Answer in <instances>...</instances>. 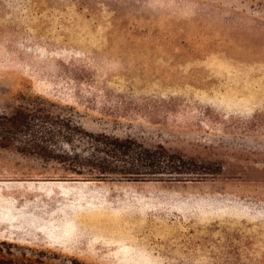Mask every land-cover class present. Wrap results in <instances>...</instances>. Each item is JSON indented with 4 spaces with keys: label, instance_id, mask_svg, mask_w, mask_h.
Returning <instances> with one entry per match:
<instances>
[{
    "label": "rangeland",
    "instance_id": "rangeland-1",
    "mask_svg": "<svg viewBox=\"0 0 264 264\" xmlns=\"http://www.w3.org/2000/svg\"><path fill=\"white\" fill-rule=\"evenodd\" d=\"M262 116L264 0H0V241L264 264ZM112 136L162 172L111 171Z\"/></svg>",
    "mask_w": 264,
    "mask_h": 264
},
{
    "label": "trees",
    "instance_id": "trees-1",
    "mask_svg": "<svg viewBox=\"0 0 264 264\" xmlns=\"http://www.w3.org/2000/svg\"><path fill=\"white\" fill-rule=\"evenodd\" d=\"M259 122L264 126V116ZM109 138V137H108ZM110 150L107 153L113 159L121 161L122 167L110 168L111 171H118L121 174L132 175H145V174H158L162 171L153 167V160L156 158L157 148L164 149L162 146L148 147L133 138L125 137L120 138L112 136ZM164 153L159 151L158 154ZM180 172V171H177ZM16 247L12 243L0 241V264H46V252L39 251L37 254L33 250L28 252H19V256L15 255L13 250Z\"/></svg>",
    "mask_w": 264,
    "mask_h": 264
}]
</instances>
